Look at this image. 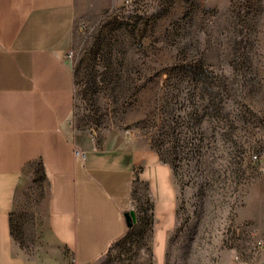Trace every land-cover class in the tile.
Wrapping results in <instances>:
<instances>
[{
    "label": "rangeland",
    "instance_id": "obj_1",
    "mask_svg": "<svg viewBox=\"0 0 264 264\" xmlns=\"http://www.w3.org/2000/svg\"><path fill=\"white\" fill-rule=\"evenodd\" d=\"M72 123L129 136L167 163L176 224L164 264L259 258L264 242V0H74ZM38 172L12 214L24 249L43 215ZM95 264H149V204ZM68 264H72L68 260Z\"/></svg>",
    "mask_w": 264,
    "mask_h": 264
},
{
    "label": "crops",
    "instance_id": "obj_2",
    "mask_svg": "<svg viewBox=\"0 0 264 264\" xmlns=\"http://www.w3.org/2000/svg\"><path fill=\"white\" fill-rule=\"evenodd\" d=\"M74 25V0H0V264H95L137 223L134 200L149 204V264H164L176 224L172 171L126 133L98 138L72 123L65 52ZM38 172L43 215L27 250L12 234V214L32 197ZM130 208L136 222L128 227Z\"/></svg>",
    "mask_w": 264,
    "mask_h": 264
},
{
    "label": "built area",
    "instance_id": "obj_3",
    "mask_svg": "<svg viewBox=\"0 0 264 264\" xmlns=\"http://www.w3.org/2000/svg\"><path fill=\"white\" fill-rule=\"evenodd\" d=\"M71 57H72V51H71V50H67V51L65 52V58H66V60L69 62V60H70ZM125 133H126L127 135L129 134L128 131H125ZM76 153H78V150H76ZM263 155H264V149L261 150V151H259V152H257V153H253V154H251L250 158H251L252 160H256V159L261 158ZM256 246H257V247L259 248V250H260V263H261V264H264V242L261 241V240H258V241L256 242Z\"/></svg>",
    "mask_w": 264,
    "mask_h": 264
},
{
    "label": "water",
    "instance_id": "obj_4",
    "mask_svg": "<svg viewBox=\"0 0 264 264\" xmlns=\"http://www.w3.org/2000/svg\"><path fill=\"white\" fill-rule=\"evenodd\" d=\"M125 221L128 227L132 226L136 222V212L134 209L130 208L124 213Z\"/></svg>",
    "mask_w": 264,
    "mask_h": 264
},
{
    "label": "trees",
    "instance_id": "obj_5",
    "mask_svg": "<svg viewBox=\"0 0 264 264\" xmlns=\"http://www.w3.org/2000/svg\"><path fill=\"white\" fill-rule=\"evenodd\" d=\"M138 211L140 212V210H138ZM139 220H140V216H139V219H138L137 223L139 222ZM150 221H151V217H150V214H149V225H150ZM137 223H136V224H137ZM136 224H135V225H136ZM135 225H134V226H135ZM134 226H133V227H134ZM130 227H131V226H130ZM133 227H132V228H133Z\"/></svg>",
    "mask_w": 264,
    "mask_h": 264
}]
</instances>
